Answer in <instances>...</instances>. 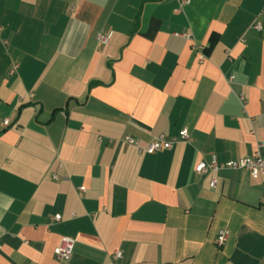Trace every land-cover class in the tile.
Instances as JSON below:
<instances>
[{"label": "crops", "instance_id": "obj_1", "mask_svg": "<svg viewBox=\"0 0 264 264\" xmlns=\"http://www.w3.org/2000/svg\"><path fill=\"white\" fill-rule=\"evenodd\" d=\"M178 1L0 0V264H264V179L194 171L264 159V0Z\"/></svg>", "mask_w": 264, "mask_h": 264}, {"label": "built area", "instance_id": "obj_2", "mask_svg": "<svg viewBox=\"0 0 264 264\" xmlns=\"http://www.w3.org/2000/svg\"><path fill=\"white\" fill-rule=\"evenodd\" d=\"M178 6L174 8L175 12H179L181 8L189 3V0H179ZM254 27L259 30L261 28V25L259 23H256ZM111 32H105V33H99L97 35V39L104 43L108 40L110 37ZM241 101L244 102V100L241 97ZM8 121L5 120L4 124H7ZM190 141L191 138L187 132L186 128H183L179 131L178 136H173L171 138L166 137L165 134L161 133L157 136H155L143 149L139 146L138 141L129 136L125 135L123 137V141L127 145H135L139 151L144 150L147 153H154L157 151H161L164 149H169L172 147V145L178 141ZM220 168H228V169H235V170H246L252 177H262L264 179V159L260 155L259 151H256L253 155L249 156H241L237 157L235 159H229L224 162H218L214 156H212L211 160L209 162L199 161L194 165V171L197 174H205L208 172H212L213 175L209 181V185L211 187H215L217 178L214 174L215 171H217ZM84 187L80 186L79 190L84 191ZM55 220L60 219V215L56 214L54 216ZM228 231L226 229L220 230L215 239L214 242L217 246H220L224 243L226 237H227ZM74 246V240L69 237H61L59 240V243L54 248V254L64 260H68L72 255V250ZM111 259L113 261H117L121 258L122 253L120 250H115L113 253H111ZM118 264V263H114Z\"/></svg>", "mask_w": 264, "mask_h": 264}]
</instances>
